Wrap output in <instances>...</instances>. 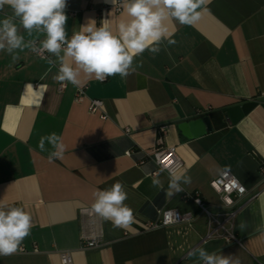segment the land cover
Instances as JSON below:
<instances>
[{"label":"crops","instance_id":"obj_1","mask_svg":"<svg viewBox=\"0 0 264 264\" xmlns=\"http://www.w3.org/2000/svg\"><path fill=\"white\" fill-rule=\"evenodd\" d=\"M116 2L119 13L102 11L113 5L109 0H67L66 39L89 20L99 26L105 18L118 35L119 23L131 17L128 0ZM196 11L201 16L191 25L163 19L159 51L135 57L127 78L101 83L80 70L78 87H86L87 98L76 102L78 87L59 89L53 79L61 58L76 68L74 60L63 50L37 57L30 43L41 45L46 33L29 34L8 5L0 8V21L11 18L24 39L22 50L9 54L5 41L0 51V201L23 207L33 225L23 250L0 256V264H60L62 251L72 253L73 264H188L201 260L188 255L200 247L239 264H264V0H209ZM88 98L102 100L107 118L88 111ZM51 133L65 145L63 159L49 160L47 141L39 148ZM166 147L183 164L177 172L191 178L183 191H197L211 211L221 207L212 178L229 171L246 187L233 218L237 243L206 238L205 215L182 191L166 196L169 175L152 174L156 165L145 155ZM116 182L127 192L133 222L115 227L101 218L102 244L82 248L87 219L80 210L92 208L94 193ZM164 208L193 219L142 230Z\"/></svg>","mask_w":264,"mask_h":264},{"label":"clouds","instance_id":"obj_2","mask_svg":"<svg viewBox=\"0 0 264 264\" xmlns=\"http://www.w3.org/2000/svg\"><path fill=\"white\" fill-rule=\"evenodd\" d=\"M109 2L116 4V0ZM208 2L209 0H128L126 13L131 19L119 23L118 35L113 34L109 21L105 18L99 26L95 20H89L79 31L73 33L70 40L66 39L65 30L68 20L65 11L67 0H0V8L8 5L29 34L33 29L46 33V39L41 44L46 52L59 57L63 50L65 56L74 60L76 68L63 62L61 58L53 79L65 87L68 83L78 87L81 83L80 70L101 83L110 76L127 78L135 71H130L135 57L146 50L153 53L159 51L156 45L167 32L161 25L163 19L171 16L180 24L191 25L201 16V12L196 10H205ZM5 41L9 54L16 49L22 50L24 46V39L18 35L11 18L0 21V51L5 50ZM64 45L66 48L62 49ZM12 59L15 62L19 57L13 55ZM48 62L52 63L51 60ZM45 141L52 148L49 160L63 159L65 145L61 137L56 133L41 137L39 148L42 151L45 150ZM190 182L191 178L185 173L171 171L166 196L183 191L181 184ZM153 185H159V181L153 179ZM239 190L244 192L243 187ZM94 196L92 211L95 214L111 221L115 227H128L133 222V210L124 203L127 192L122 183L116 182L108 189L97 190ZM259 200L264 208V193L260 194ZM32 226V217L23 207L9 206L0 201V256H8L21 250ZM197 253L201 264H239L232 256L209 254L203 247L190 251L188 255Z\"/></svg>","mask_w":264,"mask_h":264},{"label":"built area","instance_id":"obj_3","mask_svg":"<svg viewBox=\"0 0 264 264\" xmlns=\"http://www.w3.org/2000/svg\"><path fill=\"white\" fill-rule=\"evenodd\" d=\"M111 7H103L102 11L105 12L108 9H113L116 13L121 11V3L116 2ZM32 52L40 58H47L48 52L44 50L41 45L36 41L30 43ZM66 48V45L62 46V49ZM65 86L59 85V89ZM86 87H78L75 92L74 99L76 102H82L86 99ZM88 111L90 113H98L102 119L107 118L103 110V102L100 99L88 98ZM127 132L128 129H125ZM160 142V140H159ZM146 157L150 158L156 165V170L152 173L155 174L157 171H163L169 175L171 171L177 172L183 165L181 160L178 158L174 147L156 148L149 153L145 154ZM143 161L141 160L140 163ZM259 175L264 183V166L259 165ZM210 188L217 193L220 199V209L217 212H213L206 207V204L200 198L197 191L189 193L182 191L183 199H191L199 211L206 217L207 233L206 238L209 237H221L227 242L237 243L238 239L233 233V218L238 210L236 200L240 199L247 192L246 187L241 184L237 178L232 175L229 171H223L220 175L212 178L209 181ZM240 187L244 188V192H240ZM81 216L87 219V227L81 226V247L82 248H95L102 244V230L100 227L101 217L92 211L91 207H84L80 210ZM193 217L191 213H182L177 209H163L159 212V217L155 221H147L142 225V230L148 231L159 227L169 226L177 224L178 222H190ZM23 250V249H21ZM60 264H73L72 253L70 251H62L59 253ZM188 264H201V260L195 263Z\"/></svg>","mask_w":264,"mask_h":264}]
</instances>
